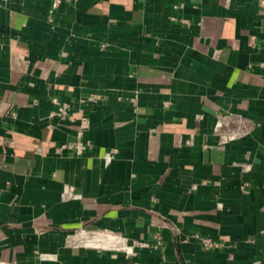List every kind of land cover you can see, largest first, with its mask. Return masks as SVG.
I'll list each match as a JSON object with an SVG mask.
<instances>
[{
	"label": "crops",
	"instance_id": "1",
	"mask_svg": "<svg viewBox=\"0 0 264 264\" xmlns=\"http://www.w3.org/2000/svg\"><path fill=\"white\" fill-rule=\"evenodd\" d=\"M53 1L0 0V264H264V0Z\"/></svg>",
	"mask_w": 264,
	"mask_h": 264
},
{
	"label": "built area",
	"instance_id": "2",
	"mask_svg": "<svg viewBox=\"0 0 264 264\" xmlns=\"http://www.w3.org/2000/svg\"><path fill=\"white\" fill-rule=\"evenodd\" d=\"M59 0H54L52 3V6L50 10L48 11V21L52 23V14L53 11L59 6ZM102 94L99 93H92L82 99H79V105L81 107H86V106H95L97 105L100 101H102ZM51 103L54 106L53 111L49 114L50 118H56L58 119L59 123L60 122H65V121H74L73 113L71 112V108L67 103L60 102L56 98L51 99ZM78 113V129H77V138L73 142H68L65 144L60 145L58 148L55 149V153L59 155H66L67 157H79L87 151L91 145L89 142L83 141L82 136L84 132L88 129L89 126V120L88 117L85 114L84 109H80L77 111ZM239 124L243 127L244 131L247 128V130L251 127L247 125L246 121H239ZM254 128V125L253 127ZM220 130V126L216 127V131ZM231 136H224L222 135L220 139V143H226L227 140L231 139ZM191 139L186 142V144H190ZM118 150L115 148L108 149L104 154L102 155V161L104 164H109L111 163L114 159L115 156L117 155ZM246 186L244 185L243 188ZM73 189L72 187H68V192H72ZM158 238V237H156ZM134 244H139L137 242H134ZM201 246L206 249V250H217L221 247V245L213 241L211 239H202L200 241Z\"/></svg>",
	"mask_w": 264,
	"mask_h": 264
}]
</instances>
